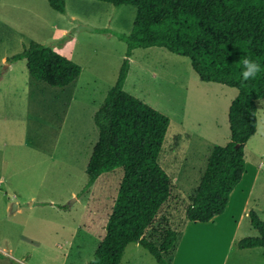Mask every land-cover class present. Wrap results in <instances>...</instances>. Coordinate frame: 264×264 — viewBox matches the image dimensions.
<instances>
[{
	"label": "rangeland",
	"instance_id": "374dc122",
	"mask_svg": "<svg viewBox=\"0 0 264 264\" xmlns=\"http://www.w3.org/2000/svg\"><path fill=\"white\" fill-rule=\"evenodd\" d=\"M135 15L133 6L96 0H66L64 14L45 0H0V249L9 253L0 254V264L93 260L123 178V170L116 168L84 190L98 138L93 115L115 84L127 49L114 35L93 28L127 35ZM31 42L78 64L79 77L65 88L50 87L31 78L25 59L7 62ZM129 62L124 90L170 119L158 161L174 190L159 222L164 217L176 230L211 148L229 141L228 112L238 91L202 82L188 58L164 48L136 49ZM256 105V133L245 146L250 165L264 161V99ZM253 200L264 221L263 174ZM256 235L249 218L244 219L239 238ZM233 259L254 258L236 248ZM120 264L157 262L132 243Z\"/></svg>",
	"mask_w": 264,
	"mask_h": 264
},
{
	"label": "trees",
	"instance_id": "16d2710c",
	"mask_svg": "<svg viewBox=\"0 0 264 264\" xmlns=\"http://www.w3.org/2000/svg\"><path fill=\"white\" fill-rule=\"evenodd\" d=\"M45 1L53 11L65 13L66 0ZM96 1L115 7L133 6L136 15L127 35L93 28L94 32L114 35L127 49L115 84L93 115L98 138L86 165L84 190L101 174L116 168L123 170V178L105 235L90 264H120L132 243L148 251L157 264H170L186 223H206L222 214L245 172V146L257 127L256 102L264 99V0ZM150 47L188 58L202 82L238 91L228 112L229 141L211 148L176 230L164 217L159 222L174 190L158 161L170 119L124 90L133 52ZM245 56L258 59L262 72L242 85L239 69ZM22 59L27 61L31 78L50 87L65 88L81 73L78 64L37 42L7 62ZM249 220L258 236L241 239L237 243L241 250L264 247V221L254 211H250Z\"/></svg>",
	"mask_w": 264,
	"mask_h": 264
},
{
	"label": "crops",
	"instance_id": "0c3cea01",
	"mask_svg": "<svg viewBox=\"0 0 264 264\" xmlns=\"http://www.w3.org/2000/svg\"><path fill=\"white\" fill-rule=\"evenodd\" d=\"M261 174L264 175V161L253 165L246 163L242 179L231 192L225 211L206 223L188 221L170 264H264L261 261L264 247L243 250L237 247L243 220L249 218L250 211H254L259 218L261 216L262 209L253 200ZM236 248L241 254L254 259L248 262L231 261ZM0 251L3 257H9L3 249Z\"/></svg>",
	"mask_w": 264,
	"mask_h": 264
},
{
	"label": "clouds",
	"instance_id": "9594fccd",
	"mask_svg": "<svg viewBox=\"0 0 264 264\" xmlns=\"http://www.w3.org/2000/svg\"><path fill=\"white\" fill-rule=\"evenodd\" d=\"M261 72L262 65L258 59L245 56L240 61L239 80L242 85H246L247 82L256 79Z\"/></svg>",
	"mask_w": 264,
	"mask_h": 264
},
{
	"label": "bare ground",
	"instance_id": "6f19581e",
	"mask_svg": "<svg viewBox=\"0 0 264 264\" xmlns=\"http://www.w3.org/2000/svg\"><path fill=\"white\" fill-rule=\"evenodd\" d=\"M252 147V146H251ZM252 148H254V147H252Z\"/></svg>",
	"mask_w": 264,
	"mask_h": 264
}]
</instances>
